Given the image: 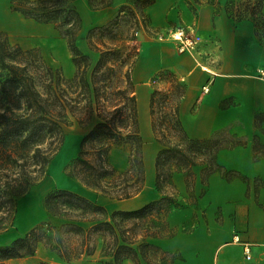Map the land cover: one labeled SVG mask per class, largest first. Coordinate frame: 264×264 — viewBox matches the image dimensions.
<instances>
[{
  "label": "trees",
  "instance_id": "16d2710c",
  "mask_svg": "<svg viewBox=\"0 0 264 264\" xmlns=\"http://www.w3.org/2000/svg\"><path fill=\"white\" fill-rule=\"evenodd\" d=\"M113 1L89 0L95 8ZM130 1L121 4L117 14L106 23L88 30L86 39L90 50L97 54L94 58L78 44L83 17L76 0H11L13 11L56 28L67 41L76 71L71 78L65 77L48 63L40 47L26 48L0 30V232L14 224L18 197L44 177L65 142L66 127L74 121L89 129L82 137L77 157L68 165L69 175L111 198L132 197L144 188V140L133 72L140 54L141 34H155L156 29L145 11L151 0ZM263 4L264 0H230L227 11L236 19L251 17L257 36L264 42ZM105 38L115 44H106ZM185 87L175 77L170 87L155 88L151 93L152 127L162 145L156 156L160 199L135 210L109 213L106 207L80 192L53 190L46 195L45 206L64 221L58 226L42 222L10 243L0 244V264L34 255L41 243L70 260L92 254L100 238L105 237L102 240H106L109 254L117 264L134 258L138 248H153L146 240L133 246L138 236L132 234L129 238V227L117 224V216L127 221L154 212L158 220L166 223L165 215L181 205L173 173L183 171L192 180V168L201 164L206 179L222 168L216 161L220 149L246 143L225 129L206 138L190 137L179 108ZM107 104H112L113 109ZM263 116L258 114L257 118L261 120ZM113 146L128 148L126 169L118 170L111 164ZM261 147L254 146L255 156L264 153ZM223 172L228 177L234 175ZM162 231L157 229L147 235ZM119 239L124 243H119Z\"/></svg>",
  "mask_w": 264,
  "mask_h": 264
},
{
  "label": "crops",
  "instance_id": "0c3cea01",
  "mask_svg": "<svg viewBox=\"0 0 264 264\" xmlns=\"http://www.w3.org/2000/svg\"><path fill=\"white\" fill-rule=\"evenodd\" d=\"M229 2L151 0L145 7L156 31L157 25L178 20L189 30L188 36L201 38L185 51H179L175 41L143 42L140 38L133 78L137 97L140 87H148L142 90L147 94L144 112L138 98V114L141 135L144 142H150L151 174L147 173L146 150V181L138 194L111 198L84 184L95 193L86 196L109 213L135 210L162 197L156 186V156L162 145L153 131L150 108L152 91L162 88L153 89L150 78L161 68L173 69L175 77L185 83L179 108L190 137L206 138L225 129L246 143L220 149L216 161L222 168L206 179L201 164L192 168V180L183 171H175L172 179L181 205L165 215V230L147 235L156 254L142 255L137 261L127 258L121 264H264V153L255 156L254 150L256 145L264 149V119L257 118L264 115V42L251 17L230 15ZM205 85L210 88L207 92ZM223 171L234 175L228 177ZM245 243L252 246L250 259L244 254ZM108 262L94 253L75 264Z\"/></svg>",
  "mask_w": 264,
  "mask_h": 264
},
{
  "label": "rangeland",
  "instance_id": "374dc122",
  "mask_svg": "<svg viewBox=\"0 0 264 264\" xmlns=\"http://www.w3.org/2000/svg\"><path fill=\"white\" fill-rule=\"evenodd\" d=\"M10 1L11 0H0V30L7 32L13 42L20 43L26 48L40 47L48 63L54 68L60 69L65 77L71 78L76 71V66L73 62L72 53L68 47L67 41L59 34L52 24L39 23L17 15L10 9ZM123 3H132V1L114 0L113 3L108 6L95 8L91 6L89 0H76V6L83 17V27L79 32L80 38L78 44L84 52L90 53L94 58L97 57V54L89 48L86 39L88 30L95 25L106 23L113 18ZM184 27L183 23H180L178 20H173L164 25H157L155 34L145 32L141 34L140 38L143 39V42L145 40L157 42L175 41L176 43L178 42L179 45L180 41L175 39L174 34L178 32L179 29H185ZM185 34L191 35L187 29H185ZM103 42L108 45L115 44L112 39L107 38H105ZM115 42L117 43V41ZM178 50L180 51L179 46ZM175 75L173 69L169 67L158 69L151 76L150 84L153 89L155 87H169L173 84ZM146 88L148 89V87L144 85L138 89L137 104L140 94H144L147 98V94L142 91ZM107 105L108 108L111 110L113 109L112 104ZM95 119L97 120V118ZM139 125L141 129L140 121ZM87 127L86 125L83 126L79 124L78 121H74L73 124L66 127L65 142L54 159L50 162L44 177L18 197V210L14 224L8 230L0 232V244L4 245L10 243L15 238L23 236L31 228L42 222L50 221L52 224L58 226L64 221V218L53 216L46 208L44 200L49 192L61 188L74 190L94 197L95 193L86 189V186L74 176L69 175L67 170L70 161L78 155L81 140L88 129ZM150 149V142H143V156L144 151L146 152L147 150V152H149ZM129 156L128 148L113 146L110 150L111 164L118 170H124L129 166ZM149 164L150 159L147 165V173L150 175L151 171ZM109 218L112 219L111 217ZM121 218L122 216H117L116 223L120 224L121 227L124 225L129 227L126 235H128L129 238L133 237L132 234L138 236V240L133 246H137L139 241L147 240L149 237V235L147 237V233L157 229L165 230V228H167L162 220H158V218L154 216V212H147L141 217L129 218L127 221H123ZM83 224L90 226L91 222H83ZM102 238L105 237L100 238L96 251L92 254L97 253L100 260L105 262L111 260L112 263L108 262V264H115L112 261L113 255L109 254L110 250L106 245V240H104V242ZM119 243H124V241L119 239ZM154 254H156V252L153 248H138L137 254L133 259L137 261L140 260L142 255L147 257ZM88 255L89 254H83L78 258L67 260L56 250L41 243L34 255L9 259L5 264H75L77 259ZM126 259L127 258H125L123 262Z\"/></svg>",
  "mask_w": 264,
  "mask_h": 264
},
{
  "label": "built area",
  "instance_id": "2783aa9c",
  "mask_svg": "<svg viewBox=\"0 0 264 264\" xmlns=\"http://www.w3.org/2000/svg\"><path fill=\"white\" fill-rule=\"evenodd\" d=\"M179 34H174L175 39L179 40V49L180 51H185L188 48L194 47L198 40L201 38L199 35L188 36L185 34V30L179 29ZM261 73L264 74V69L261 70ZM209 86H204V91H209ZM244 254L247 259L252 258V246L250 243L244 244Z\"/></svg>",
  "mask_w": 264,
  "mask_h": 264
},
{
  "label": "bare ground",
  "instance_id": "6f19581e",
  "mask_svg": "<svg viewBox=\"0 0 264 264\" xmlns=\"http://www.w3.org/2000/svg\"><path fill=\"white\" fill-rule=\"evenodd\" d=\"M175 34H179V32H175ZM139 100H140V104H141V109L143 110V112H144V110H145V106H146V96L144 95V94H140V98H139ZM145 115V114H144ZM149 153H150V151L149 152H147V155H146V161H147V165H148V163H149V159H150V157H149Z\"/></svg>",
  "mask_w": 264,
  "mask_h": 264
}]
</instances>
